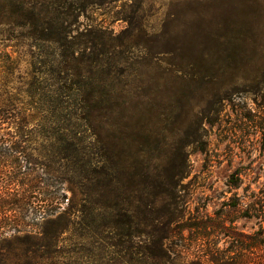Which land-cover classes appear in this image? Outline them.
<instances>
[{
	"label": "trees",
	"instance_id": "trees-1",
	"mask_svg": "<svg viewBox=\"0 0 264 264\" xmlns=\"http://www.w3.org/2000/svg\"><path fill=\"white\" fill-rule=\"evenodd\" d=\"M191 1L205 11L180 20L173 37L150 39L131 26L115 35L83 25L103 0H0V48L5 32L23 30L39 51L23 82L18 60L0 56V153L44 145L39 158L0 166V264H186L173 240L187 203L186 148L203 129L180 104L201 80L189 95L177 88L164 119L153 87L184 83L187 58L238 68L244 54L253 73L264 63V0ZM30 212L44 219L38 233Z\"/></svg>",
	"mask_w": 264,
	"mask_h": 264
},
{
	"label": "rangeland",
	"instance_id": "rangeland-1",
	"mask_svg": "<svg viewBox=\"0 0 264 264\" xmlns=\"http://www.w3.org/2000/svg\"><path fill=\"white\" fill-rule=\"evenodd\" d=\"M204 8L191 0H103V5L90 8L88 18L81 22L102 26L115 35L131 26L147 32L150 39L165 33L173 37L180 20ZM24 33L5 32L10 40L0 48V56L7 53L18 60L21 82L29 78L31 63L39 53ZM140 51L145 54V49ZM142 53L138 52L139 58ZM244 57L238 68L220 57L187 58L184 83L169 84L166 92L163 86L153 87L154 116L164 119L175 107L177 88L182 86L189 95L194 80H201L200 94L180 104L193 120L201 121L203 137L186 148L191 165L185 181L187 203L181 234L173 240L181 252L179 262L189 264L196 258L204 264L208 260L214 264H264V63L260 72L253 73L244 65ZM43 147L38 141L22 152L3 151L0 166L7 164V158H39ZM62 192L68 202L71 192L66 188ZM26 222L30 223L28 231L38 233L44 219L30 212ZM10 234L4 238L10 240ZM70 239L73 244L78 234Z\"/></svg>",
	"mask_w": 264,
	"mask_h": 264
}]
</instances>
